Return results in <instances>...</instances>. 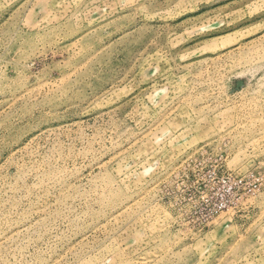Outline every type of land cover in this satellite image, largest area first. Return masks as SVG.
<instances>
[{"label":"rangeland","instance_id":"rangeland-1","mask_svg":"<svg viewBox=\"0 0 264 264\" xmlns=\"http://www.w3.org/2000/svg\"><path fill=\"white\" fill-rule=\"evenodd\" d=\"M0 264H264V0H0Z\"/></svg>","mask_w":264,"mask_h":264}]
</instances>
